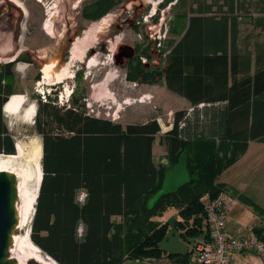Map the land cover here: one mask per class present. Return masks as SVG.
<instances>
[{
	"label": "trees",
	"instance_id": "obj_1",
	"mask_svg": "<svg viewBox=\"0 0 264 264\" xmlns=\"http://www.w3.org/2000/svg\"><path fill=\"white\" fill-rule=\"evenodd\" d=\"M237 8L236 0H192L164 73L157 79L146 73L148 83L164 84L192 108L175 111L163 135L169 155L186 153L190 182L151 209L147 200L160 188L166 168L153 154L160 132L155 118L122 125L88 114L74 96L68 105H60L57 95L36 101L42 178L29 236L57 264H121L166 254L159 243L169 226L185 240L207 234L200 198L219 192L209 163L216 142L233 143L236 158L249 141H264V53L256 54L253 73L238 76L243 62ZM259 26L264 29V16ZM12 64L0 65V81L13 76ZM6 100L0 96V108ZM0 132V154H14L12 134L5 126ZM170 206L180 220L153 219ZM256 233L264 238V227Z\"/></svg>",
	"mask_w": 264,
	"mask_h": 264
},
{
	"label": "rangeland",
	"instance_id": "obj_2",
	"mask_svg": "<svg viewBox=\"0 0 264 264\" xmlns=\"http://www.w3.org/2000/svg\"><path fill=\"white\" fill-rule=\"evenodd\" d=\"M159 1L150 0L148 9L156 7ZM191 1L183 0L177 4L176 0H172L163 7L161 35L165 33V28L175 25L173 32H166L165 42L162 43V53L167 55V58L173 45L186 28L188 17L191 15ZM236 3L238 7L236 14L240 22V39L243 45V74H246L251 72L252 59L249 46L252 41H261L263 38L259 23L264 15V0H236ZM80 4L81 0H15V2L0 0V45L3 46L0 48V65L8 63L13 52H16L14 54L20 59L12 64L13 77L9 79L12 83L11 87L24 91L28 100L35 103L37 100L47 99L48 95H51V98L54 97L53 90H56L57 102L60 105H68L72 96L77 97L81 103H84V110L88 114L119 122L122 125L146 122L155 118L160 126V132L156 135L153 144L155 160L164 165L177 161V156L169 155L163 135L171 128L175 111L187 109L191 112L192 108L185 98L172 93L162 83L141 85L125 79L124 69L113 62V51L120 41L121 34L115 39H110L103 50L98 46L99 42L107 38L104 28L112 22L113 15H104L101 21H95L98 27L101 24L103 26L100 27L95 42L84 52L81 61H76L71 66V78L63 80L62 86L57 89L55 87L58 83L46 84L42 79V72L39 70L42 68L46 70L47 62L55 61V69L58 70L68 61L72 44L66 52L67 39L82 35V30L90 26L79 24ZM174 14H177L175 21L172 20ZM51 15H53L52 23L49 20L46 22L50 24V31L54 29V36L47 34L43 28L44 21ZM133 37L138 39L137 35ZM78 49L81 50V48ZM91 49H93L92 53ZM90 57H93L94 65L86 67L85 61ZM67 89L69 95L63 98L62 93ZM11 132L14 143L16 140L33 139L41 142V137L34 127V120L32 123L24 122L19 117L11 123ZM215 145L216 156L209 162L212 169L210 179L211 184L219 192L234 194L231 184L238 186L240 179L245 178L251 169L254 170L253 173L255 170V173L264 170V154L259 160L256 155H253L251 159L247 156L243 157V153L235 158L234 154L238 147H235L233 143L216 142ZM258 175L251 174L252 177H250L257 179ZM32 217L20 230H17V234L26 245L37 249L38 247L32 243L29 236ZM115 219L120 220L118 217ZM14 253L18 252L15 250ZM41 253L45 255L43 251Z\"/></svg>",
	"mask_w": 264,
	"mask_h": 264
},
{
	"label": "flooded vegetation",
	"instance_id": "obj_3",
	"mask_svg": "<svg viewBox=\"0 0 264 264\" xmlns=\"http://www.w3.org/2000/svg\"><path fill=\"white\" fill-rule=\"evenodd\" d=\"M170 1L172 0H160L156 7L148 9L150 0H81L80 10L78 11L79 24H89L90 26L82 30V35L67 39L66 52L72 44L68 61L58 70L55 69V61L47 62L46 70L43 68L42 71L41 69L39 70L42 72V79H44L46 84L58 83L55 87L57 89V87L62 86L63 80L71 78V66L74 62L81 61L84 52L95 42L96 36L103 26L101 24V28L98 27L95 21H101L104 15H113L112 22L104 28L107 38L98 43L99 48L103 50L107 47L106 43L110 39H115L121 34L120 41H118L113 51V62L124 69L126 80L137 82L141 85H149L150 83L145 80L147 72H153V76L157 79L158 72L163 74L165 70L167 55L162 53V43L165 42L166 32H173L175 26L173 24L169 28H165V33L161 35L163 30V7ZM182 1L176 0V3L179 4ZM176 15H173L172 20L175 21ZM52 16L46 18L43 28L47 34L54 36V29L51 30V33L45 28L47 20L52 23ZM134 35H137L138 39H135ZM78 48H81V50ZM90 52L92 53L93 49ZM14 53L16 52L11 54L9 61L13 64L18 62V56ZM90 58L86 59L85 64ZM135 64H139L142 71H138ZM53 91L54 95H57L56 90ZM67 95H69L68 89L63 91L62 97L66 98ZM79 102L81 101L79 100Z\"/></svg>",
	"mask_w": 264,
	"mask_h": 264
},
{
	"label": "crops",
	"instance_id": "obj_4",
	"mask_svg": "<svg viewBox=\"0 0 264 264\" xmlns=\"http://www.w3.org/2000/svg\"><path fill=\"white\" fill-rule=\"evenodd\" d=\"M264 16V15H263ZM263 33V38L261 41L255 40L251 42L249 46L250 56L252 59L251 62V72L254 71V58L256 54L264 53V29L260 26L259 30ZM240 58L243 60V52H242V40L238 39L237 42ZM3 47L0 45V48ZM2 65V64H1ZM243 74V69L240 70L238 76ZM13 77V76H12ZM10 77V78H12ZM10 78H4L0 81V96H6V102L0 108V129L2 126L8 129L11 132V123L17 120L19 117L22 121H27L24 118L26 109L30 107H34L33 118L36 111V103L33 101H29L26 97V93L22 90H16L12 88V83L9 80ZM12 95H20L22 99H20V109L17 113H8L5 109V105L9 98ZM187 101V100H186ZM29 122V121H27ZM3 132H0L1 139L3 138ZM13 136V134H12ZM0 139V147L4 145ZM257 151V152H256ZM264 154V142L263 141H249L245 152L242 156L251 159L253 155H256V158L259 160ZM253 169H251L250 173H248L245 178H239V185L233 186L231 184L232 190H234V194H231L234 198V204L228 214L226 224H225V233L228 236H247L251 235L254 232L256 233V228L264 227V170L258 171V173H253ZM261 172V173H260ZM251 174L253 176L258 175V178H251ZM249 176V179H247ZM251 176V177H250ZM232 183V182H231ZM154 220L159 222H168L172 224L175 220H180L178 215V211L176 208L170 206L163 210L157 216H154ZM173 226H169L170 229ZM179 237L185 243L188 244V252L186 254L187 260H177L175 256L162 254L157 257H146L141 259H126L121 264H200L196 261L195 253H194V243L201 241L205 238L206 234L204 232L200 233L196 237H189L188 240H185L181 237L180 232ZM230 264H263L260 260L259 256L253 252H234L231 254V263Z\"/></svg>",
	"mask_w": 264,
	"mask_h": 264
},
{
	"label": "bare ground",
	"instance_id": "obj_5",
	"mask_svg": "<svg viewBox=\"0 0 264 264\" xmlns=\"http://www.w3.org/2000/svg\"><path fill=\"white\" fill-rule=\"evenodd\" d=\"M10 1L15 2V0ZM45 28L50 32V24L48 22L45 23ZM86 64L87 66H93V57ZM20 99H22V96L12 95L5 105L6 111L10 114L17 113L20 109ZM33 112L34 107H30L26 109L24 115V118L31 123ZM41 157V142L36 139L28 141L16 140L14 154H0V170L11 171L17 177L18 225L16 230H20L34 213V205L42 178ZM15 250L18 253H14ZM10 254L19 264H26L30 259L41 264H57L48 255L42 254L39 248L35 249L30 245H26L17 234V231L13 234Z\"/></svg>",
	"mask_w": 264,
	"mask_h": 264
},
{
	"label": "water",
	"instance_id": "obj_6",
	"mask_svg": "<svg viewBox=\"0 0 264 264\" xmlns=\"http://www.w3.org/2000/svg\"><path fill=\"white\" fill-rule=\"evenodd\" d=\"M190 179V173L187 169V156L185 152H182L175 164H166L161 186L147 200V208L151 209L162 196L176 192L189 183ZM17 201L16 175L11 171L0 170V264H19L10 254L13 234L17 231L18 225ZM159 248L175 256L177 260H187L188 244L180 239L175 227L167 230L159 243ZM26 264L41 263L30 259Z\"/></svg>",
	"mask_w": 264,
	"mask_h": 264
},
{
	"label": "built area",
	"instance_id": "obj_7",
	"mask_svg": "<svg viewBox=\"0 0 264 264\" xmlns=\"http://www.w3.org/2000/svg\"><path fill=\"white\" fill-rule=\"evenodd\" d=\"M202 203L207 234L195 242L193 249L196 261L200 264H230L234 252L256 253L264 264V238L253 233L247 236H228L225 224L234 204L233 196L225 191L216 194L209 192L200 198Z\"/></svg>",
	"mask_w": 264,
	"mask_h": 264
}]
</instances>
